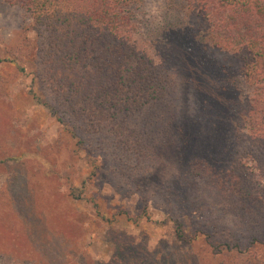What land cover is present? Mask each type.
Masks as SVG:
<instances>
[{"label":"rangeland","instance_id":"rangeland-1","mask_svg":"<svg viewBox=\"0 0 264 264\" xmlns=\"http://www.w3.org/2000/svg\"><path fill=\"white\" fill-rule=\"evenodd\" d=\"M137 18L173 84L78 147L33 98L61 108L26 56L23 10L0 0V264H264V213L237 218L218 189L249 97L238 66L207 55L178 0H142Z\"/></svg>","mask_w":264,"mask_h":264},{"label":"trees","instance_id":"trees-1","mask_svg":"<svg viewBox=\"0 0 264 264\" xmlns=\"http://www.w3.org/2000/svg\"><path fill=\"white\" fill-rule=\"evenodd\" d=\"M2 1L23 10L36 35L26 56L37 62L35 75L53 86L61 108L32 92L33 98L57 116L78 147L117 115L139 112L169 92L172 74L138 42L142 0ZM178 1L190 36L200 35L207 55L216 50L236 63L249 88L236 125L239 145L218 189L237 218L256 217L264 213V0ZM226 84L218 86L229 89ZM111 128L121 142L124 123Z\"/></svg>","mask_w":264,"mask_h":264}]
</instances>
